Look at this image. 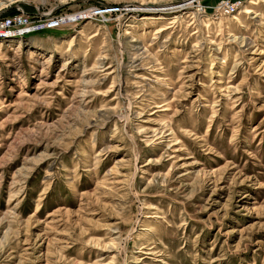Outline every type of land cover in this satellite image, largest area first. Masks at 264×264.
<instances>
[{"label": "rangeland", "instance_id": "1", "mask_svg": "<svg viewBox=\"0 0 264 264\" xmlns=\"http://www.w3.org/2000/svg\"><path fill=\"white\" fill-rule=\"evenodd\" d=\"M0 264H264V0H0Z\"/></svg>", "mask_w": 264, "mask_h": 264}, {"label": "built area", "instance_id": "2", "mask_svg": "<svg viewBox=\"0 0 264 264\" xmlns=\"http://www.w3.org/2000/svg\"><path fill=\"white\" fill-rule=\"evenodd\" d=\"M69 16H48L42 21H38L36 25H27L29 21L23 12L19 11L13 15H6L0 18V33L6 34L8 32H22L25 29L42 30L46 28L56 27L62 24L61 22H67Z\"/></svg>", "mask_w": 264, "mask_h": 264}, {"label": "water", "instance_id": "3", "mask_svg": "<svg viewBox=\"0 0 264 264\" xmlns=\"http://www.w3.org/2000/svg\"><path fill=\"white\" fill-rule=\"evenodd\" d=\"M3 10H4V8H3V9H0V13H1Z\"/></svg>", "mask_w": 264, "mask_h": 264}]
</instances>
